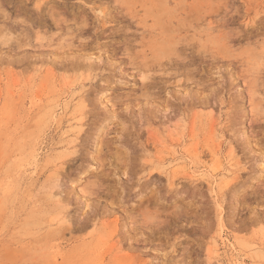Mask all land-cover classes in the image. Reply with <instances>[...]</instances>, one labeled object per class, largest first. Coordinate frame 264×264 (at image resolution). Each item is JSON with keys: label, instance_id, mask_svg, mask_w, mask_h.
<instances>
[{"label": "rangeland", "instance_id": "rangeland-1", "mask_svg": "<svg viewBox=\"0 0 264 264\" xmlns=\"http://www.w3.org/2000/svg\"><path fill=\"white\" fill-rule=\"evenodd\" d=\"M0 264H264V0H0Z\"/></svg>", "mask_w": 264, "mask_h": 264}]
</instances>
